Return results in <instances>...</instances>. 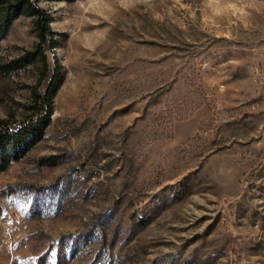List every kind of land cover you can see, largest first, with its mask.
<instances>
[{
    "label": "rangeland",
    "instance_id": "1",
    "mask_svg": "<svg viewBox=\"0 0 264 264\" xmlns=\"http://www.w3.org/2000/svg\"><path fill=\"white\" fill-rule=\"evenodd\" d=\"M33 1L60 84L0 174V264H264V0ZM39 71L0 76V118L21 120Z\"/></svg>",
    "mask_w": 264,
    "mask_h": 264
},
{
    "label": "trees",
    "instance_id": "2",
    "mask_svg": "<svg viewBox=\"0 0 264 264\" xmlns=\"http://www.w3.org/2000/svg\"><path fill=\"white\" fill-rule=\"evenodd\" d=\"M20 16L33 17L38 42L16 59L0 62V76L8 77L30 62H38L40 71L32 86L30 101L23 105L21 120L15 121V116L0 118V174L43 138L53 114L52 96L60 84L59 71H50L47 55L56 47L52 17L38 3L33 0H0V40L8 35L15 19Z\"/></svg>",
    "mask_w": 264,
    "mask_h": 264
}]
</instances>
